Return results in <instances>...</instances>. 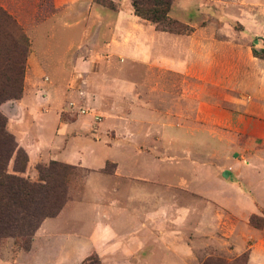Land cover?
Here are the masks:
<instances>
[{
  "label": "rangeland",
  "instance_id": "obj_1",
  "mask_svg": "<svg viewBox=\"0 0 264 264\" xmlns=\"http://www.w3.org/2000/svg\"><path fill=\"white\" fill-rule=\"evenodd\" d=\"M112 1L115 9L98 0H0L15 20L0 22V57L22 67L21 95L3 101L0 112L17 142L44 148L24 172L14 171V153L8 171L35 181L37 165L51 160L79 167L67 178L65 211L47 217L34 252L32 242L23 249L22 239L8 237L0 257L10 264H82L93 254L101 264H201L247 252V264H264V110L240 109L257 103L250 96L264 86L256 64L264 60V0H172L173 19L215 37L213 82L192 61L184 77L167 76L161 57H191L162 52L176 33L157 32L132 0ZM72 57L107 58L91 61L88 73ZM169 110L181 117L172 120V141L161 123ZM112 193L121 195L117 208L106 199ZM102 227L129 246L130 237L146 244L128 252L112 236L97 240Z\"/></svg>",
  "mask_w": 264,
  "mask_h": 264
},
{
  "label": "trees",
  "instance_id": "obj_2",
  "mask_svg": "<svg viewBox=\"0 0 264 264\" xmlns=\"http://www.w3.org/2000/svg\"><path fill=\"white\" fill-rule=\"evenodd\" d=\"M115 9L112 0H98ZM172 0H132L137 16L155 24L158 31L188 34V25L173 19L169 12ZM0 22L15 24V20L0 7ZM255 54V51H254ZM11 57H0V104L19 98L22 91V67ZM7 118L0 112V244L8 238H20L21 248L29 249L33 236L43 220L56 216L68 200V176L79 169L75 165L51 160L47 165H37L38 180L8 171V163L15 153V172H24L28 155L14 135L6 129ZM248 253L227 260L210 255L201 264H247ZM82 264H101L96 254Z\"/></svg>",
  "mask_w": 264,
  "mask_h": 264
},
{
  "label": "crops",
  "instance_id": "obj_3",
  "mask_svg": "<svg viewBox=\"0 0 264 264\" xmlns=\"http://www.w3.org/2000/svg\"><path fill=\"white\" fill-rule=\"evenodd\" d=\"M116 22L113 24V28L112 30L114 29V27H119L120 24V18L122 17V12L120 10V12L118 11L117 12V16H116ZM203 30H205V27H201ZM200 28V29H201ZM199 27L197 26H193V30L191 33H188V34H172L173 36L169 38L168 42L170 41V46H167L166 43H163L162 46H165V47H162V52L164 53L165 52V49L168 48L167 52H171V53H177L178 56H183V55H188V56H191V57H187L188 59L186 60L185 57H161V63H162V67H163V72L166 73L167 76H170V77H176V78H182L185 76L186 74V62L188 61H192V63L194 64H198V65H201V63L204 64V68L207 67L208 68V73H209V76L212 78V82H213V71H215V65L213 66V63H215L216 61V57H211L213 54H214V49L217 45V42H216V39L215 37L212 38L213 36H206L204 37V35L206 34L205 32L204 33H200V30ZM157 32H164V31H157ZM149 36V34H148ZM150 36L151 37H158V35L156 33H150ZM115 37V34H113V36L111 37V40L109 42V46L108 48L110 50H113V39ZM206 40H208L206 42ZM146 51L148 49L151 48V46H153V44H148V41H147V44H146ZM111 47V48H110ZM148 48V49H147ZM208 50L206 54L209 55V57H201V54L204 53L205 50ZM148 52V51H147ZM104 58H107V57H96V58H93V59H88V60H84V57H72L70 59V62L74 64H76V61L77 63L78 62H82L83 65H81V68H84L88 73H92L93 71L90 70V68H94L95 64L91 63V61H101L100 63L103 64L104 62ZM152 57H145L146 60H149L151 59ZM108 61V60H106ZM260 62V63H258ZM71 63V64H72ZM257 66H258V73H260L262 75V77L264 78V60H261V61H257ZM195 66V65H194ZM242 68L244 69V72L243 74H245L246 72H248V67L247 65L246 66H242ZM196 69V67H195ZM194 69V72L196 71ZM232 72V71H231ZM241 73V71H240ZM195 74V73H194ZM243 76V75H242ZM243 82H241L242 84ZM243 88V87H241ZM251 98H253V100L255 99L257 101V103L255 102H252V103H245V106L241 105L240 106V109L243 110L244 112H248V114H250L251 110H254L256 108H259V109H263L264 110V105L261 106L260 104L263 103L264 101V86L263 87H258L256 88L255 90H253V93L251 94L250 96ZM182 101V97L181 95H179V93H177V107L176 109L177 110H182L183 106H181L179 103ZM17 103H15V107L17 109V113L19 112L21 114V112L23 111L24 109V105H25V101L23 99V97L16 101ZM167 105L165 107H167V109H172L173 108V105H171L169 102H166ZM260 106V107H259ZM197 107L198 109L201 107V104L200 102L198 101L197 103ZM19 114V115H20ZM247 116V115H246ZM247 117H250L249 115ZM17 119V118H16ZM23 119V117H22ZM173 119H181V117H176L173 116L171 114V111H167L166 115H162V127H163V131H166L167 134H166V139L167 141H172L173 138L170 137L169 138V135L168 134H171L173 133V129L171 128L173 126V122L172 121ZM25 121V119L23 120ZM8 123L10 126H12V120L9 118L8 120ZM178 124V123H177ZM179 125V124H178ZM15 127V130H13V132L15 133L16 137L18 139H21L20 138V134L19 132L21 131V129H23L25 127V124L24 123H21V124H17L16 126L14 125ZM261 133L258 132V135L257 136H260ZM263 136V135H261ZM176 140V139H175ZM178 140V139H177ZM18 144L26 151L27 155H28V158L32 159V157H40L44 150L43 146L39 145V141L36 140V144H24L22 143L20 140L18 142ZM116 173H118V171H116ZM116 173L114 175V177L116 176ZM106 199H108V201H112V203L114 202L116 208H117V205H119V203H121L120 199L121 198V195L120 193L118 194H113L111 196H108ZM132 197L129 196L128 200L131 201ZM118 201V203H117ZM120 201V202H119ZM67 206V203L66 205H64V207L62 208V210L55 216V217H58L61 213H63L65 211V208ZM120 206H118L119 208ZM120 209V208H119ZM63 211V212H62ZM55 217H51V218H55ZM50 219V218H45L41 224V226L36 230L34 236H33V239H32V245L30 247V249L28 250V252L33 253L34 252V247H35V242H36V239L39 236L41 230L43 227H45L46 223H47V220ZM115 232V230H114ZM96 238L97 240L100 239V237H110L112 236L113 238V241L115 243H121V247H125L126 245H128L127 243H125V239H128L127 237L125 236H121L120 234H113V230H112V233L109 231L108 228H105V227H102V228H98V231L96 233ZM141 239H142V236L141 238H137V239H132L131 237L129 238V241L131 242V246L128 245V248H124V250H127L128 252H132V245L136 246L134 247L136 249V252L139 248H141V245H144L145 246V242H141ZM141 243L140 247H139V244ZM123 249V248H122ZM19 263L20 264H23V261L22 260H19ZM0 264H10L8 263L5 259L1 258L0 257ZM28 264H35L33 260H31V262Z\"/></svg>",
  "mask_w": 264,
  "mask_h": 264
},
{
  "label": "built area",
  "instance_id": "obj_4",
  "mask_svg": "<svg viewBox=\"0 0 264 264\" xmlns=\"http://www.w3.org/2000/svg\"><path fill=\"white\" fill-rule=\"evenodd\" d=\"M84 112V110H82Z\"/></svg>",
  "mask_w": 264,
  "mask_h": 264
}]
</instances>
